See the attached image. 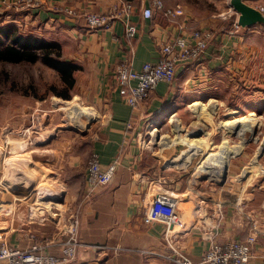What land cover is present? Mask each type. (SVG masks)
Masks as SVG:
<instances>
[{
	"label": "crops",
	"instance_id": "0c3cea01",
	"mask_svg": "<svg viewBox=\"0 0 264 264\" xmlns=\"http://www.w3.org/2000/svg\"><path fill=\"white\" fill-rule=\"evenodd\" d=\"M40 1L42 7L30 11H17L0 4V30L13 27L24 35L59 45L63 59L79 67L74 75L71 99L97 114L94 115L96 125L90 135L61 138L59 134L64 129L52 127L51 110L40 111L39 107L51 100L53 94L37 97V93L32 96L24 91L21 107L18 96L12 101L0 97V216L6 218L0 220V239L6 238L12 246L27 249L34 242L42 244L59 238L64 213L59 219L55 211L57 208L66 212L78 210L85 196L87 166L93 154L99 156L106 168L119 155H122V164L111 185L100 189L94 200L79 210L80 240L87 247L71 264H175L171 261L175 250L199 262L208 244L194 227L196 223L216 222L218 216L212 217L217 203L224 206L220 242L245 240L252 220L264 228V182L259 175L249 180L236 175L247 169L248 161L240 158L229 164L231 176L224 178L229 185L216 193L213 190L202 193L193 179L198 176L197 166L204 161L202 154L188 166L183 162L171 164L166 155L160 163L142 150L138 141L139 134L146 133L148 123L161 126L169 113L179 116L188 109L198 118L191 108L195 103L216 106L218 111L215 110L212 119L220 114L224 119L230 118L239 112L234 109L241 99L251 98L243 96L241 88L253 90L254 101L261 102L264 26L237 29L238 16L231 15L228 1L225 4L220 0H162L167 9L182 8L180 25L190 32L210 30L214 39L198 62L178 68L174 85L158 86L149 102L137 111L134 129L128 130L133 112L114 79L115 70L125 61L136 71L155 63L159 58L158 43L177 36L179 27L169 22L163 12L153 19H145L144 9L150 6L151 0ZM121 2L132 10L129 21L138 28L135 39L126 37L124 23L116 22L110 31L92 32L82 16L74 18L63 12L70 8L83 14L107 13ZM200 3L217 8L219 14L201 7ZM248 4L260 8L264 0H249ZM213 7L211 11H215ZM12 106L14 108L9 109ZM40 117L47 119L42 130L38 128ZM197 120L199 122V118ZM200 122L205 126L203 120ZM191 123L190 131L200 128ZM207 133L202 136L205 145V141L215 135ZM205 145L207 153L213 152ZM261 149L260 146L248 159L251 163L258 158ZM246 154L243 151L242 156ZM156 162L162 172V183L160 179H152L156 176ZM191 167L194 168L192 177L187 174ZM254 168L264 169V164ZM40 188L45 189L50 200L44 211L36 209L30 215V207ZM164 192L176 200L180 210V222L171 231L173 239L167 236L165 224L147 220L150 203ZM196 201L201 208H197ZM52 202L57 208L49 209ZM204 202H209L206 207ZM233 202L238 205L231 204ZM4 206L9 209L3 211ZM30 216L40 222H32ZM95 248L105 250L94 251ZM255 249L256 257L250 264H264V238Z\"/></svg>",
	"mask_w": 264,
	"mask_h": 264
},
{
	"label": "built area",
	"instance_id": "2783aa9c",
	"mask_svg": "<svg viewBox=\"0 0 264 264\" xmlns=\"http://www.w3.org/2000/svg\"><path fill=\"white\" fill-rule=\"evenodd\" d=\"M0 4L17 11H30L42 7L40 0H0ZM257 9L264 14V7ZM63 12L74 18L82 16L88 29L92 32L110 31L116 22H121L125 25V33L128 39H135L138 34V28L129 21L132 10L124 2H121L120 6L118 4L113 6L107 13L83 14L70 8H66ZM162 12L169 22L179 27V34L158 43L159 58L155 63H148L140 71H136L131 63L125 61L117 66L114 73V79L124 94V101L133 112L128 130L134 129V119L137 118V111L149 102L158 86L162 83L169 86L174 85L178 68L198 62L205 55L214 39V33L210 30H193L190 32L186 26L180 25L178 19L182 14V8L167 9L162 0H151L150 6L144 9V18L150 20L156 14ZM235 26L240 29L237 21ZM174 116L170 117L169 122L171 125H175V122L178 121L176 117L173 122L171 121ZM155 126L148 123L146 133L144 135L139 134L138 141L142 150L147 148L145 143L149 135L154 137V132H157V135L159 134V130ZM121 161L122 155H119L106 168L102 165L99 156L93 154L87 166L84 199L79 204L78 210L70 212L64 218V226L58 233L59 238H54L52 241L42 244L34 242L27 249L14 247L6 238H1L0 264H71L76 262L81 251L87 247L80 240L79 210L84 204L93 201L100 189L111 185L121 167ZM179 211L176 200L169 193L164 192L155 197L150 203L147 220L165 224L168 228L167 236L173 239L171 231L180 222ZM216 216L218 218H215L216 222L214 224L196 223L194 227L202 233V239L208 244L201 260L193 262L175 250V258L171 261L175 264H250L256 257L255 248L259 240L264 238V228L252 224L250 233L245 240L220 242L221 221L224 216L222 203L216 204V210L213 212L212 218ZM168 241L172 243L171 240ZM95 250L104 252L105 249L95 248Z\"/></svg>",
	"mask_w": 264,
	"mask_h": 264
},
{
	"label": "rangeland",
	"instance_id": "374dc122",
	"mask_svg": "<svg viewBox=\"0 0 264 264\" xmlns=\"http://www.w3.org/2000/svg\"><path fill=\"white\" fill-rule=\"evenodd\" d=\"M220 1H223V3H225V4H227V1H228L229 9L232 11L231 6L229 4V0H220ZM200 4H201V7L206 6L208 11L214 12L215 14H219L218 13L219 10L217 11V8H215L213 6L212 7H213V9L215 8V11L214 10L211 11L212 7L208 3L207 4L200 3ZM260 7H264V6H260ZM231 13H233L231 15H234L233 11ZM0 17H2L1 14H0ZM53 88L57 89L60 92L62 91V83H61L60 77L53 69H51L50 67H48L47 65H45L43 63H37V64H32V65L31 64L0 65V97L5 98L4 100L10 98V99H8V101L9 100L12 101V100H16L15 97L18 96L17 99L21 100L19 102L20 107L22 106V101H23L22 100L23 98L21 97V95H22V93H24V91L25 92L28 91L29 94L32 96H34V93H37V97H41V96H46L47 93L54 94L51 92ZM263 89H264V85H263ZM239 91L243 94V96H245V94H246L247 97L250 95L251 98H249V100H248V98L241 99L238 103V107H236L237 109H234V110H238L239 112H237L236 114H233L228 119L232 120V121H235L241 117H247L248 119H250L248 125L251 127V130L253 131V133L247 132L246 137L249 140L247 143H244V144L242 143V141L238 135L239 134L238 131H241V128H238V126H235V127L231 126V129L228 128L229 130L220 127V123L224 122L223 120H228V119H224L223 114H220L219 116H215V118L212 119L214 117V115H213L211 118L212 120H211L210 124L208 125L210 127H207L206 123H205V126L201 124L200 120H202V119L198 115L197 112H195V113H197V115H198L199 122H197L198 118L192 116L193 114H191L189 112V110L187 109V110H184L183 112H181L179 114V116L177 115V113L171 114L168 112L169 114L165 115V117H167V118L165 120L161 121V123H160L161 126H158V125L155 126V128H157L159 130V134L158 135L156 134V136H154V137H150V135L148 136L146 143H145L147 146L145 151L148 152V155H150V157L152 159H155V158L158 159V161L160 163H162V159H164V156L166 155L167 159L169 158V160L174 161V162L169 161V163L175 164V163L183 162V165L187 164L186 166H188L190 164V162L200 154H202V156L204 157V162H206L205 160L207 159V155L210 153H207V151L204 150L205 144H204V140L202 138H200V143L202 145V148L197 155L195 154V152L192 151V150H194V151L196 150V148H194V147H193V149H190L187 152H181L184 149V146L187 145L190 142V140L199 139V138H195L194 136H192V132L194 131V129L192 131H190V129H192V127H190V126H192L191 122H193V124L195 126H199L200 128L203 127L202 129L205 128L204 130L205 131L207 130L211 135L213 133H215V135L212 136V139L209 138L208 141H205L206 142V145H205L206 148L209 147L208 149L213 150V152H211V153H218L220 151V147L222 145H224L225 139L227 141H229L228 142L229 146H234V145L235 146L239 145L238 147L243 146L244 149L240 148V151L237 153L236 157L234 156L233 158L230 159L229 164L230 163L233 164L236 160H238L240 158H242L241 161H246V162L248 161V165H246L247 169H242L243 171L237 172L236 175L241 176V179L247 177V180H249V178L253 175H256V176L259 175L258 178H261V181L264 182V169L260 168V170H259L258 168H254L257 165L253 163L255 161L260 166H261V164H264V97H263L264 96V90L262 92V95H263L262 99L263 100L261 102L259 100H257L256 102L254 101L253 90L247 91L246 89L241 88V90H239ZM70 93H73V92L71 91ZM257 95H260V94H257ZM235 97L240 98V96H235ZM258 97L260 98V96H258ZM50 98H51V100H48L47 102L39 105L40 111L45 110L46 108H49V110H51L52 114L54 115V121L51 120V123L54 124V125H52V127L54 126L55 129H59L60 127L64 129V131L60 132V134H59V136L61 138L62 137L69 138V137H74V136L80 137L83 135H90L91 130L96 125L95 119L91 120L92 118H94V115H95L94 112H92L86 106L82 105L78 100L76 101L74 98L69 100V101L60 99V98L56 97L55 95L50 97ZM236 98H235V100H237ZM205 106H206V107H204L205 109H208L210 107L208 105H205ZM80 107H81V109L86 108L88 110V111L86 110L87 115H88V113H91L93 115V117L90 116L91 121L88 120V118L85 117V115L83 117H80L79 115H75V113H73L74 112L73 108L75 110L76 109L81 110ZM12 108H14V107L12 106L9 109H12ZM174 115H176L175 117L178 121L175 122L176 123L175 125H171L169 120H170V117L174 116ZM250 115H252V116H250ZM76 117H80V120L77 121ZM173 121H174V119H173ZM179 121H181L182 124ZM203 121L207 122L206 119H204ZM38 122H39L38 128L42 130L43 124L47 123V119L40 117ZM81 122L82 123L85 122L84 123L86 125L85 128L81 129V127H80V126H82V125H80ZM207 131L204 135L208 134ZM40 137H41V135H40ZM156 137H157V139H156ZM166 137H169V138H166ZM260 146L262 149H261V152H260L258 158H256L251 163V161L248 159L253 157L254 152H256V150L258 148H260ZM243 151H245V153H247L246 156H242ZM180 154L182 155V157H180L181 156ZM198 160H200V159H198ZM198 160L195 161V164L197 163ZM202 163L203 162H201L197 166V169H196V174L198 176L193 178V179H196V184H197L196 187H201L202 193L210 192L211 190H213L216 193L224 185L230 184L229 181L227 182V180L224 179V177H217V176L215 177V176H212L210 173L204 172L202 168L199 169V167H202L201 165H204V163L203 164ZM229 164H227V165L229 166ZM179 165L183 167L182 164H179ZM154 170L156 172L155 173L156 176L153 175L152 179H154L156 181H157V179L158 180L160 179L161 183H162V172L160 170H158V163L157 162H156V167H154ZM227 171H228V169H227ZM193 173H194V168L191 167V169L188 170L187 174L192 177ZM160 174H161V176H160ZM228 175L231 176V173L230 174L228 173ZM200 185H202V186H200ZM39 190L40 191L38 192V194H36V196L34 198V203H32L33 207H30L32 210L29 213L30 215H32L33 212L36 211V209H40V210L42 209L44 211V209L47 207L48 201L50 200V197L46 196L47 192H45V189L40 188ZM262 195L264 197V194H262ZM36 200H38V203H35ZM196 202L198 203V201H196ZM218 202H221V201H218ZM208 203L209 202H204L203 206L206 207L205 205ZM51 204L49 205V209L57 208V204L54 203V205H53V202ZM199 204H200V202L197 204L198 205L197 208L200 206ZM231 204L238 205L237 202H233ZM1 207L2 206H0V208ZM199 208H201V207H199ZM237 208H238V206H237ZM237 208H236V210H237ZM7 209H9V208L6 206L3 207V211H7ZM232 209H234V208H232ZM57 211H58L57 215H58L59 219L61 217L59 215L64 213L63 214L64 215L63 216V223H62V227H63L64 226V218H66V216L69 215V213L71 211H68V212L61 211V209H59V208H57L55 212H57ZM234 211H235V209H234ZM0 218H1L0 220H3V221L6 220V218H4L3 216H0ZM30 219L32 220V222H35V223L40 222V220L33 219L31 216H30ZM252 224H255L256 227L261 228L259 222H257L256 220H252V223L249 225V233H250V228H251Z\"/></svg>",
	"mask_w": 264,
	"mask_h": 264
},
{
	"label": "trees",
	"instance_id": "16d2710c",
	"mask_svg": "<svg viewBox=\"0 0 264 264\" xmlns=\"http://www.w3.org/2000/svg\"><path fill=\"white\" fill-rule=\"evenodd\" d=\"M37 63L47 65L59 75L62 91L53 88V95L63 100H71L70 92L75 86L74 75L79 67L63 59L59 45L24 35L13 27L0 30V65Z\"/></svg>",
	"mask_w": 264,
	"mask_h": 264
},
{
	"label": "bare ground",
	"instance_id": "6f19581e",
	"mask_svg": "<svg viewBox=\"0 0 264 264\" xmlns=\"http://www.w3.org/2000/svg\"><path fill=\"white\" fill-rule=\"evenodd\" d=\"M205 105L206 104H203V103H195V104H193L191 106V108L194 110V112L198 113V115L201 117L202 120L206 119L207 122H205V123H206V125H209L211 120H212L211 119L212 116L215 115V110H217V107L214 106L213 104H211L208 109H205L204 108V107H206ZM80 109H81V107H80ZM86 110H87L86 108H82L81 110H79V109L75 110L73 108V111H74L73 113H75V115H79L80 117H83L85 115V117H87L88 120H90L91 117H93V115L91 113H88V115H87L86 114ZM250 116H252V115H250ZM80 117H76V120L77 121L80 120ZM93 119L94 118H92L91 120H93ZM173 119H175V116L173 117ZM249 120L250 119H248L247 117H241V118H239V119H237L235 121L227 120V121H224V122L220 123V127L221 128H225V129H228V128L231 129V126H234V127L238 126V128H241V131H238L239 132L238 135H239L242 143L244 144V143H247L249 141L247 139V137H246L247 132L253 133V131L251 130V127L248 125ZM171 121H173V120H171ZM84 123L81 122V124H80V125H82V126H80L81 129L85 128L86 125ZM205 133H206V131L204 129H202V128L194 129V131L192 132V136H194L195 138H199V139L190 140V142L187 145L184 146V149L181 152H187L190 149H193V147H194V148H196V150L195 151L192 150V151L195 152V154L197 155L200 152L201 148H202V145L200 143V138H202V137H200L199 135L202 134V136H203ZM156 134H157V132H154L153 136H156ZM156 139H157V137H156ZM228 142L229 141H227L226 139L224 140V145H222L220 147V151L218 153H210V154H208L207 155V159L205 160L206 162L203 161L204 165H201L202 167H199V169L202 168L204 172L210 173L212 176H215V177L216 176L217 177H225L224 173L227 172V169H228V165L227 164H229L230 159L237 155V153L240 151V148H243V146L238 147L239 146L238 144H237L238 146H235V145L234 146H229ZM180 157H182V155ZM170 162H174V161L170 160ZM254 164L257 165V162L254 161ZM51 214H53V213H51Z\"/></svg>",
	"mask_w": 264,
	"mask_h": 264
},
{
	"label": "water",
	"instance_id": "95a60500",
	"mask_svg": "<svg viewBox=\"0 0 264 264\" xmlns=\"http://www.w3.org/2000/svg\"><path fill=\"white\" fill-rule=\"evenodd\" d=\"M249 0H230L232 11L238 16L237 24L242 29L264 26V14L248 4ZM202 137V134L199 135ZM228 177V171L225 177Z\"/></svg>",
	"mask_w": 264,
	"mask_h": 264
}]
</instances>
